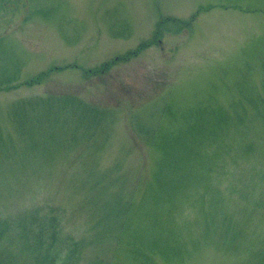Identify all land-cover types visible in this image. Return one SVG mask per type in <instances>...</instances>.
Instances as JSON below:
<instances>
[{"label": "rangeland", "instance_id": "rangeland-1", "mask_svg": "<svg viewBox=\"0 0 264 264\" xmlns=\"http://www.w3.org/2000/svg\"><path fill=\"white\" fill-rule=\"evenodd\" d=\"M197 108L202 133L187 128ZM178 137L159 203L145 192ZM129 205L131 230L174 247L156 264H263L264 0L0 5V219L58 214L85 264H123L129 232L101 219ZM19 246L4 238L0 259L29 264Z\"/></svg>", "mask_w": 264, "mask_h": 264}, {"label": "trees", "instance_id": "trees-1", "mask_svg": "<svg viewBox=\"0 0 264 264\" xmlns=\"http://www.w3.org/2000/svg\"><path fill=\"white\" fill-rule=\"evenodd\" d=\"M190 23L188 22L187 26H190ZM150 44L152 43L146 44L141 49L147 48ZM238 108H234L235 115H238ZM200 110L201 108H197L190 112L189 119L195 116L196 122L192 126L188 123L187 128L189 127V132L196 129L202 133V130H199L202 126L203 116ZM204 110L210 114L206 108ZM216 113L219 115L217 116L222 126L227 123L228 116H231L223 108L218 109ZM213 124L210 123L206 126ZM187 128L180 134L192 135L190 141L192 145H210L216 140L214 130H210L207 134L200 136L193 133L188 134ZM182 142L188 143L187 140L178 137L173 141L171 149L166 146L168 154H165L159 171L155 175L157 187H155V190L148 188L145 192L146 196L149 198L151 196V198L156 199L159 203L165 200L163 193H171L172 190L176 191V178L174 179L173 177L176 172L178 159L182 160L180 156H184L182 150L179 149ZM165 144H169V141L167 140ZM194 156L191 155L189 160L193 159ZM107 212V217L101 219V224H105L111 232H129L128 238H121L119 240L121 250L119 254L122 255L119 258L122 259L123 264H156L154 255L170 256L172 253H175L173 245L169 243V239L143 238L137 229H130L131 225L127 220L129 219L128 215L134 212L131 205L128 208L121 209L120 206L109 209ZM151 212H154L152 208ZM133 217L135 216L133 215ZM145 229L147 230V228ZM13 234L17 235L14 236ZM8 237H15L19 242L20 250L25 249L24 251L29 254V264H85L83 261L84 246L80 241L62 231V220L58 214H49L45 213L43 209H35L31 213L17 216L16 219H0V243L4 238ZM21 251L18 255L21 254ZM0 261L2 264H11L12 262L9 258H5L4 261L0 259ZM164 261L166 260L164 259ZM262 262L264 264V259Z\"/></svg>", "mask_w": 264, "mask_h": 264}, {"label": "flooded vegetation", "instance_id": "flooded-vegetation-1", "mask_svg": "<svg viewBox=\"0 0 264 264\" xmlns=\"http://www.w3.org/2000/svg\"><path fill=\"white\" fill-rule=\"evenodd\" d=\"M3 2H4V0H0V5H2V4H3Z\"/></svg>", "mask_w": 264, "mask_h": 264}]
</instances>
